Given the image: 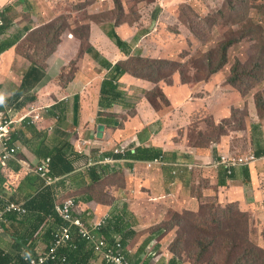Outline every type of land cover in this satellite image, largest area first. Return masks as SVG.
<instances>
[{
    "label": "crops",
    "instance_id": "crops-1",
    "mask_svg": "<svg viewBox=\"0 0 264 264\" xmlns=\"http://www.w3.org/2000/svg\"><path fill=\"white\" fill-rule=\"evenodd\" d=\"M55 10L57 8H52L49 0H0V20L5 27L0 34V119L14 118L13 137L20 144L18 159H11L7 166L0 167V192L27 203L42 191L45 181L26 164L35 168L46 157H52L51 168L58 178L52 185L56 204L74 196L76 213L87 222H99L107 215L113 221H123L126 233H129L126 245L128 256L137 264L145 260L151 263L150 252L166 231L160 227L151 229L155 225L154 219L158 224L162 223L163 211L166 210L162 202L164 197L167 194L178 195L183 197L180 208L190 207L188 201L193 199V183L197 182L202 172L207 176L203 178L212 179L207 183L230 189L226 193L227 202L238 201L243 209L255 208V213L259 210V218L264 223V184L260 185L264 180V162H260L264 160L250 166L249 176L244 173L243 167H238L234 176L228 178L224 168L214 164L218 153L225 148V142L215 141L211 150L213 146L215 148L210 151L190 144L185 147L172 139L177 128L191 125L193 114L205 106L212 107L213 100L216 102L213 108L216 124H221L232 113L228 107L235 105L242 96L234 97L230 102L226 95V90L230 89H224L222 84H214L216 94L206 96L195 94V91H200L195 89L201 87V82L191 86L179 78L173 83L165 80L154 82L126 73L119 79L125 97L115 104H107V100L102 99L104 80L113 65L128 58V54L112 41L114 29H94L93 23L86 37L76 35L74 28L65 29L68 35L46 61V75L35 87H31L25 75L32 69L33 63L20 48L30 34L58 22L60 17ZM117 32L122 34L123 29H117ZM139 45L143 47L142 42ZM161 45L157 42L153 46L154 58L161 57ZM149 50L150 47L146 48L144 55L148 56L146 52ZM69 77L73 79L64 86V79ZM156 84L161 85L168 98L165 101L159 97L161 104H154L149 97ZM176 89L179 90L176 92ZM32 106L37 109L35 113L41 115L42 121H35L32 116H29L31 120L28 122L22 120L24 115L30 114ZM134 110L136 113L132 114ZM253 111L259 118L257 108L251 103V121L259 122ZM101 126L104 127L102 133ZM258 130L264 140L261 125ZM234 132L238 133V130ZM252 133L253 128L248 124V132L243 137L251 144ZM124 143H130L131 148L147 146L163 149V163H156L155 159L114 157L113 164L116 166H109L106 173L99 168L95 175L101 173L102 177L93 181L94 173L90 167L97 162L89 165V158L100 160L104 154L115 152ZM252 148H255L253 144ZM52 150L57 151L60 157L54 158L49 154ZM89 150L92 152L90 156L87 153ZM202 165L207 167L195 171ZM224 180H227L226 184L222 183ZM87 188L94 192H86ZM150 192H154L155 196L146 194ZM140 209L149 211L150 220L145 224H142L146 218L140 216ZM151 210L154 211L151 213ZM9 215L4 224L5 231L0 236V252L19 257L32 254L30 244H36V253L49 249L51 241L47 240L46 226L50 224V219H38L40 214L30 212V209L26 215ZM44 223L45 227H41ZM121 232V228L114 229L117 240L121 239ZM24 240L29 244L24 245ZM147 241L149 244H144ZM89 249L93 250L92 246L88 245L83 252L88 254ZM77 256L80 260L85 258L83 253H77ZM170 257L171 254H167L164 258L166 262L162 260L161 264H166ZM86 264L105 263L102 256L93 251Z\"/></svg>",
    "mask_w": 264,
    "mask_h": 264
},
{
    "label": "rangeland",
    "instance_id": "rangeland-1",
    "mask_svg": "<svg viewBox=\"0 0 264 264\" xmlns=\"http://www.w3.org/2000/svg\"><path fill=\"white\" fill-rule=\"evenodd\" d=\"M49 1L52 8L56 7L58 10H55V13L60 18H57L58 22L56 23L61 24L65 29H76L75 34L79 37L88 36L91 23L94 24V29H114V31L123 29L122 34L119 35L126 45L124 49L121 48L117 43V38L112 36L115 45L117 44L128 55L140 52L142 56H147L144 54L146 48L150 47V50L146 53L153 58L155 56L153 46L160 42L162 44L160 56L166 60L177 62L175 66L164 68L162 71V74L167 75L169 81L180 79L182 74L183 78L188 80L190 86L201 82V87L195 89L200 91H195V94L215 95L214 84H222L224 89H230L229 91L226 90L230 102L233 101L234 97L242 96L235 105L228 107L229 112L232 111V113L226 116L221 124H216L217 117L213 109L216 106L215 100H213L214 103L212 102V107L205 106L198 113H194L191 125L187 127L183 125L176 129V134L172 139L177 143H181L185 147L191 144L213 151L215 146L211 150V141L207 140L209 137H213L215 140L220 139L226 143L222 151H231L238 154H244L246 151L256 153L251 148V142L247 138L238 137V133L234 132L233 129H240L246 122L250 123L253 118V115L250 114V106L252 103L255 108L257 107V94H260L264 101V52L261 51L263 39L261 32L264 31V0H122L126 14L121 15L120 18L111 11L115 8L113 0ZM89 3L92 4L88 6ZM110 18L113 20H110ZM115 18L120 19V23L123 22V24L117 26ZM95 19H105L107 22L98 25ZM138 19L139 21H137ZM124 21L137 22L130 26ZM135 31L136 34H134ZM65 35L68 34H62L61 39ZM38 37L39 35L34 40L30 38L24 40L20 48L21 52L25 54V52L30 51L34 54V57L38 58V51L41 53L45 51V46L41 44L43 39L38 40ZM227 37L238 39L229 49L228 62L220 71L208 75L210 68L203 65L208 61L206 55ZM84 39L83 41L86 42V38ZM141 42L143 44L142 48L139 47ZM237 59H241L250 66H256L257 63H260L256 68V74L262 78L261 81L231 82L229 79L232 77V68ZM173 69H177V71H172ZM244 76L251 80L255 77L254 74H245ZM178 90L176 89V92ZM193 92L192 89L191 93ZM152 93V97L155 95L152 102L154 104L160 103L158 100L160 96L158 95L164 93L161 85L156 84ZM257 110L259 112L258 107ZM261 112L262 119L258 118L256 112L253 111L254 117L259 120L258 124L262 126L264 125V110ZM181 116L185 115L181 114ZM219 116L221 118L222 115L219 114ZM262 131L264 134L263 127ZM240 133L244 132L240 131ZM261 134L262 132L260 133L258 129H255L254 136L264 142ZM166 138L168 140V136ZM188 147L190 148V146ZM227 148H231V150H227ZM202 166L197 167L195 171L207 167L206 165ZM203 177H207L204 172L197 178V182L193 181V199L188 201L190 207L180 208L183 206V197L181 198L178 195L167 194L162 200L166 209L163 211L162 223L161 225L158 224L153 218L155 225L151 229L156 230L160 227L166 231L161 235L159 244L150 252V264H161L162 260L166 262L165 256L167 254L172 256L173 251L171 249L181 252L184 257V264H194L195 260H192L190 251H195L196 247L191 244L187 248V242L182 243V239L187 241L189 239L187 235L193 232L190 225L191 221L184 218H188L186 216L188 211L199 213L202 207L207 209L208 205L218 207L225 204L229 200L226 193L230 192L228 188L224 189V187L220 188L217 185L207 183L211 182V177ZM262 184H264V180L261 181L260 185L262 186ZM146 194L151 197L155 196L154 192ZM262 199H264V195ZM200 202L202 203L198 208ZM246 210L254 213H250V217L256 219V221L260 220L259 210L257 213L254 211L255 208ZM153 211L151 210V213ZM148 212L140 209V216L146 218V220L143 219L142 224L150 220ZM177 212L180 213V223L176 219V216L178 217ZM256 214L258 215L256 216ZM262 219L264 220V216H262ZM254 225V223L251 224L253 236L256 232L258 234V227L256 229ZM263 225L264 223L261 224V229ZM159 236L157 235V237Z\"/></svg>",
    "mask_w": 264,
    "mask_h": 264
},
{
    "label": "trees",
    "instance_id": "trees-1",
    "mask_svg": "<svg viewBox=\"0 0 264 264\" xmlns=\"http://www.w3.org/2000/svg\"><path fill=\"white\" fill-rule=\"evenodd\" d=\"M113 1L115 8L111 11L113 14L117 15L118 18H120L121 15L126 14L125 5L122 2V0H113ZM91 4L92 3H89L88 6H90ZM118 18H115L117 22L116 25L120 26L121 24H123V22L120 23V19ZM139 19H140V13H139ZM139 19L137 21H139ZM107 20L109 21L108 17ZM107 20L99 19L96 20L95 22L101 24L102 22H107ZM110 20L113 19L110 18ZM137 21L135 22L124 21V22L127 25L133 26ZM4 29H5L4 24H0V34L3 33ZM66 29H70V28H66ZM62 34H66L64 26H62L61 24L59 25L58 23L55 22L42 29H39L35 33L30 34L28 36V38L34 40L39 35L38 40L42 38L43 41L41 42V44L45 46V51H43L42 53L38 51V58L34 57V54L31 53L30 51L25 52V54L30 57L33 63L32 69L30 71L28 70L25 75V80L29 86L35 87L41 81L43 75H46L45 74V69H47L46 61L47 59H49L50 56H52L55 53L56 49L61 44ZM261 34L263 36L261 43V51L264 52V31H262ZM112 36H115L117 38L118 45L124 49V46L126 44L121 39V36L117 33L116 30L112 32L111 37ZM237 40L238 39L235 37H229V38L227 37L222 41H220L217 47L212 49L206 55L208 61L207 63H203V65L208 66L210 68L208 75L220 71L225 66V64L228 62L229 49L237 42ZM89 47L90 44L88 45L87 49H89ZM176 64H177L176 61L172 62L162 57L153 58L149 56H142V54L139 52L135 54H129L128 58L120 61L119 63L114 64L113 67L111 68L109 76L106 77L104 80L103 89H102L104 95L102 99L103 98L106 99L107 104H113V103L115 104L118 100L125 97V92L121 87L122 83H119V79L123 74L126 73H130L138 77L146 78L154 82L165 80L168 83L169 82L173 83L174 79L172 81H169L167 75L162 74V71L164 68L166 69L169 68L170 66L173 67ZM108 65H112V64L108 63ZM259 65L260 63H257L256 66H250L248 64H245L241 59H237L232 68V72H233L232 77L229 80L234 83L238 81L260 82L261 81L260 79L262 78L258 76V74H256L257 73L256 68ZM72 70L74 71V69ZM172 71H177V69H173ZM245 74H251V75L254 74L255 77L253 80H251L245 78L244 76ZM72 79H73L72 77H69L68 79H64L66 80L63 82L64 86H66ZM180 79L188 82V80L183 78L182 74L180 76ZM153 91L154 89L151 91L149 95L153 94L152 93ZM158 96H160V98L164 99L165 101L168 100V98L164 93ZM153 97H155V95H153ZM153 97L152 95L150 96L151 101L153 100ZM256 101H257V107L259 108V112L257 110V113L260 119H262L263 115L261 111L264 110V101L260 94H257ZM131 113L132 114L136 113V110L132 111ZM25 120L28 122L31 119H29L28 117ZM258 123L259 122L253 120L250 121L249 124L251 129L253 128L252 144L253 147L255 146L254 150L258 155H262L264 153V144L260 141V139H257L254 136L255 129L260 128V124ZM262 127L264 128V125H262ZM235 130H238L240 137H243V135L248 132V122H246L245 125H243V127L240 129H233V131ZM240 131L244 133H240ZM207 140L211 141L210 146H212V144L215 141H219L220 139L215 140L213 137H209ZM12 142L16 143L14 141V137L12 138ZM49 154H52L54 158L60 157V154L57 151L54 152V150L50 151ZM110 155L114 156L115 158H128V159L153 161L155 158L163 156L164 150L156 147L140 146L134 148V150L129 149L124 155L115 152L104 154V156H110ZM53 162L54 160L52 158V165ZM262 162L264 161H261L260 163ZM102 164L104 163H98V164L96 163L94 166L90 167L91 171L94 173L93 181L102 177L101 173L100 175H95V173H98L99 168H101V170L104 173H106L107 169H109L108 168L109 166H116V164H113V162L109 164H105L106 166ZM252 165L253 164L241 166L243 167L244 173L248 176L251 174L250 166ZM235 170L236 168L233 169L232 173H229L227 169L224 168V171L228 178L234 176ZM52 173L54 174L53 171ZM222 183L226 184L227 180H224ZM44 185L45 186L42 189V191H40L34 198L29 200L26 204L27 207L30 209V212L40 214L37 216L38 219L41 218L43 219L45 217L46 220L47 219L51 220L50 222H48L50 224L46 226L47 227L46 233L48 234L47 240H49V242L51 241L49 243L48 248H51L54 241L55 227L58 225H62L66 222L56 210V200L52 185H47L45 184V182ZM86 192H94V190L87 188ZM204 208L205 207H202L199 213L188 211L186 216L190 219L184 218L187 219L188 221H191L190 225L193 229V232L187 235V238H189L187 241L185 239H182V243L184 241L187 242V248H189L191 244H193L196 247L195 251L193 250L190 251V256L193 258L192 260H195L194 264H264V225L262 226L263 228L261 229L262 221L261 220L256 221V219L250 217L251 216L250 213L254 214L252 211L243 209L240 202L238 201L228 202L218 207L215 205H208L207 209ZM42 214H44V216H42ZM179 214L180 213L177 212L178 217L176 216V219L178 220V223L181 222ZM12 215H15V213L10 214L9 217ZM76 215L80 216L77 213ZM253 223L255 224L254 227L256 229L258 227L257 230L258 234L256 232L254 236L251 229V224ZM45 224L46 223H44V225L41 227H45ZM115 228L122 229L123 232V233L121 232L122 237L121 239L120 238L119 239L122 241L124 248L126 249L129 233H126L127 228L124 225L123 221H118V220L113 221L112 217H110L107 223H105L101 227L100 232L101 234H105L102 236L105 237L109 243L114 244L118 239V237H116V235L113 233ZM161 230L163 229L161 228ZM24 241H25L23 242L24 245L25 243L29 244L27 240ZM149 241L145 242L144 244L146 245L149 244ZM30 245L32 247V251H31L32 255H37L35 248L36 244L35 246H33L32 244ZM88 245L92 246L93 250L89 249V252H87L88 254H85L83 251L88 249ZM171 250L173 251L172 256L170 257V259L166 264H184V257L181 254V252L176 251L174 249ZM93 251H95V248L87 239L83 238L82 236L76 235L74 240H72L68 245L62 246L58 249V255H60V257L67 256L68 259L65 264H81V263L86 264L89 261V258H92ZM77 253L78 254L83 253V257L85 258L80 260L79 257L77 256ZM0 264H24V263L22 256L13 257L3 252H0ZM46 264H60V260L50 261ZM140 264H149V260H145L144 262L141 261Z\"/></svg>",
    "mask_w": 264,
    "mask_h": 264
},
{
    "label": "built area",
    "instance_id": "built-area-1",
    "mask_svg": "<svg viewBox=\"0 0 264 264\" xmlns=\"http://www.w3.org/2000/svg\"><path fill=\"white\" fill-rule=\"evenodd\" d=\"M1 23V22H0ZM37 109L32 106L29 115H24L22 120H25L29 116L33 117L35 121H42V117L39 113H35ZM15 120L12 117H2L0 119V167L7 166L11 159H18L17 154L20 149L18 142H12ZM130 147V143H124L115 149V153L125 154ZM88 155L92 152L89 150ZM116 159L114 156H102L100 160H94L89 158V165L97 163H109L114 162ZM164 156L155 158L156 163H163ZM264 160V153L258 155L253 151L245 152L244 154H238L236 152L221 151L214 162L216 167L222 166L227 169L229 173H232L234 168L241 167L243 165H251L257 161ZM26 164V163H25ZM26 166L35 171L44 179L45 184L53 185L57 182L58 178L52 173V157L48 156L41 161L35 168H32L29 164ZM76 198L70 196L60 203L56 204V210L66 223L58 225L54 231L53 245L49 249H45L37 255L25 254L22 256L24 264H46L50 261L60 260V264L67 262V256L60 257L58 255V249L62 246L68 245L75 236H82L87 239L95 248V251L102 256L105 264H137L133 263L127 254L126 249L122 241L119 239L116 243H109L105 237L101 236L100 229L107 223L110 215L104 216L99 222H87L81 216L76 215ZM29 212V208L25 202H21L13 199L9 194L0 192V236L4 233V224L9 214L15 213L18 215H26Z\"/></svg>",
    "mask_w": 264,
    "mask_h": 264
},
{
    "label": "water",
    "instance_id": "water-1",
    "mask_svg": "<svg viewBox=\"0 0 264 264\" xmlns=\"http://www.w3.org/2000/svg\"><path fill=\"white\" fill-rule=\"evenodd\" d=\"M103 128H104L103 126L100 127L101 133H102Z\"/></svg>",
    "mask_w": 264,
    "mask_h": 264
},
{
    "label": "clouds",
    "instance_id": "clouds-1",
    "mask_svg": "<svg viewBox=\"0 0 264 264\" xmlns=\"http://www.w3.org/2000/svg\"><path fill=\"white\" fill-rule=\"evenodd\" d=\"M0 22H1V20H0ZM1 24V23H0ZM229 152H231V151H229ZM127 251V250H126ZM127 254H128V251H127Z\"/></svg>",
    "mask_w": 264,
    "mask_h": 264
}]
</instances>
